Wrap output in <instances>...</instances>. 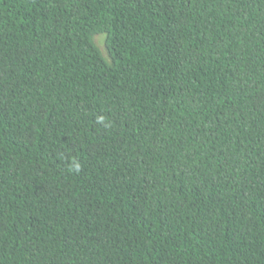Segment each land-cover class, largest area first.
I'll return each instance as SVG.
<instances>
[{
  "label": "trees",
  "instance_id": "16d2710c",
  "mask_svg": "<svg viewBox=\"0 0 264 264\" xmlns=\"http://www.w3.org/2000/svg\"><path fill=\"white\" fill-rule=\"evenodd\" d=\"M0 264H264V0H0Z\"/></svg>",
  "mask_w": 264,
  "mask_h": 264
},
{
  "label": "rangeland",
  "instance_id": "374dc122",
  "mask_svg": "<svg viewBox=\"0 0 264 264\" xmlns=\"http://www.w3.org/2000/svg\"><path fill=\"white\" fill-rule=\"evenodd\" d=\"M99 45H100V49H101L102 51H104L103 44L101 43V44H99Z\"/></svg>",
  "mask_w": 264,
  "mask_h": 264
},
{
  "label": "clouds",
  "instance_id": "9594fccd",
  "mask_svg": "<svg viewBox=\"0 0 264 264\" xmlns=\"http://www.w3.org/2000/svg\"><path fill=\"white\" fill-rule=\"evenodd\" d=\"M79 168V165H77V169Z\"/></svg>",
  "mask_w": 264,
  "mask_h": 264
}]
</instances>
